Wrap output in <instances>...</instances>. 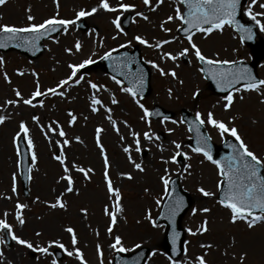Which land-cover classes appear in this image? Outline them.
Here are the masks:
<instances>
[{"label": "rangeland", "instance_id": "374dc122", "mask_svg": "<svg viewBox=\"0 0 264 264\" xmlns=\"http://www.w3.org/2000/svg\"><path fill=\"white\" fill-rule=\"evenodd\" d=\"M58 2L57 9L54 0H6L5 4L0 5V24L25 27L29 24V14L35 17L31 23H41L57 13L59 19L72 20L75 19V13L81 9L90 10L99 4V0ZM120 2L135 5V8L123 12L122 15V10H98L90 16L82 17L69 26L67 33L62 29L58 36L46 41L44 51L36 59H30L15 51L0 52V57L4 60L3 65H0V115L6 117L5 121L0 123V219H6L15 235L30 241L34 248H49V254H42L17 244L11 237V244L8 246L5 242L7 230H0L4 235V240L0 243V253L3 254L0 256V264H52L53 259L57 264H80L75 255L70 257L63 249L61 250L64 256L61 260L54 256V250L58 247L51 244L52 241L58 240L68 251H74L71 235L65 231L68 227L74 229L78 241L75 247L81 250L87 264H101V259L103 264H113L116 252L110 245L114 243L116 236L121 237L123 247L128 249L123 253L133 252L143 246L150 248L144 264H171L165 245L166 226L156 221L166 195L160 179L166 175L165 169L167 177L170 180L175 176L179 177L183 189L192 196L191 206L181 221L184 229L183 253L174 260L179 264H195L196 257L204 256L207 264H264V222H259L252 228L244 221L231 222L230 211L218 203L217 182L220 177L216 168L203 155L190 149L188 143L191 134L180 114L181 109L186 108L194 115L201 113V118L206 119L207 113L211 111L217 120L224 121L229 127H236L250 150L264 157V102H261L264 95L241 91L232 106L225 111L222 97L209 91L207 81L200 71L201 65L195 59L185 36L177 32L180 22L174 19L164 23V27L170 29V32H165L160 27L167 16L175 15L177 0H163V3L156 6L155 11L150 10L155 6V0H152L150 6H145L142 0H109L111 6ZM249 3L250 0L248 5ZM258 3H264V0H258ZM179 7L183 11L182 4ZM137 11L143 12L148 19L136 17ZM260 11L258 6L252 7L253 13ZM117 15L121 16V21L125 16L131 15L130 26H122L127 35L118 34L111 23ZM257 18L264 24V17ZM81 20L86 22L85 31L77 27ZM137 35L152 45L162 40H171L172 37L176 39L156 49L134 40L133 37ZM261 36H264V32H261ZM77 40L82 45L79 52L73 48ZM193 42L205 56L214 59L249 60L251 55L249 49L226 28L223 31H213L207 36L196 33L193 35ZM120 45H125L128 49L138 45L152 73L151 94L143 99H136L148 110L159 104L175 111L174 119L153 120L148 117L142 120L143 111L136 100L120 90L127 86L117 84L105 73L103 66H93L85 73L81 69L78 76L83 75L84 79L78 85L69 82L63 97L52 94L37 97L33 102L42 100V107L38 103L36 107H30L22 101L16 105H6L8 100L20 101V98L15 96L14 89L19 90L22 97L27 99L36 90L38 82L40 90L45 92L56 87L59 81L70 74L69 64H78L89 58L98 61L105 52L117 50ZM185 47L189 48L187 60H183L184 56L178 57L176 61L160 58L163 52L176 55ZM65 48H73V53H67ZM149 61H154L166 72L174 70L176 78L161 76ZM258 72L264 80V60L260 63ZM5 73L10 82L5 81ZM89 81L103 87L93 89ZM261 92L264 93V88ZM94 96L102 102V106L96 105V112L91 110V100ZM113 97L117 101L116 104L112 103ZM69 112L76 117L72 123H69ZM109 115L116 122L115 128L108 119ZM33 116L38 117V122L33 121ZM21 121L29 129L28 136L33 143L31 151L36 155L35 164L31 163L28 196L24 195L19 171V137H16V134L20 131ZM53 121L63 129L65 137H60L58 132H48L49 124L56 127ZM205 125L215 141L220 142L229 136L226 134L222 137L211 125ZM97 128L102 129L100 143L109 161V178L121 195L119 203L122 211L117 213V222L110 234L107 229L111 221L105 214V208L113 210L116 202L107 191L104 158L96 143ZM145 132L152 136L151 140L144 138ZM133 133L138 134L140 152L136 151L137 137L133 136ZM159 133L164 134L162 140L158 138ZM76 137H79V140ZM64 139L70 143L63 145ZM58 140L61 141L60 145L56 144ZM173 142L180 144L181 148L177 150ZM61 147L66 157L65 165L69 168L68 175L73 180L72 192L64 191L67 183L61 179L65 175L64 166L54 159L55 155H60ZM125 147L129 148V152H124ZM177 151L184 157L183 165L178 163L179 155L175 163L170 160ZM133 161L140 163L143 171L137 170ZM186 165H190L187 170ZM77 168L92 171L88 173V178H85ZM14 174L15 192L12 191ZM127 174L131 175V179ZM199 188H204L214 195L205 197L198 191ZM58 196L66 207H49ZM158 199L161 201L159 205L156 203ZM17 202L26 205L22 210L25 221L23 225L16 219ZM193 208L197 209L195 214L192 212ZM202 208H208L210 211L201 212ZM82 209L85 211H81ZM149 214L151 220L148 219ZM204 220L208 222V231L194 236L187 231L191 229L195 232ZM152 221L159 227H153ZM201 244L211 247L202 248ZM97 245L102 257L97 251ZM136 245L139 247H135ZM10 252H14V255L8 256ZM241 256L244 257L243 260Z\"/></svg>", "mask_w": 264, "mask_h": 264}, {"label": "snow or ice", "instance_id": "6c2138e0", "mask_svg": "<svg viewBox=\"0 0 264 264\" xmlns=\"http://www.w3.org/2000/svg\"><path fill=\"white\" fill-rule=\"evenodd\" d=\"M143 4L145 6H150L152 3V0H142ZM6 3V0H0V5H3ZM54 3H56L57 9L59 8V2L58 0H54ZM161 3H163V0H155V6L151 7L150 10L155 11L156 6H159ZM241 3V0H177V7L175 8V15H169L166 18V21L161 22V29L165 32H170L171 30L164 27V23L173 21L174 19L180 22V25H183V33L185 34V38L187 40L188 45L190 46L195 59L202 64L208 65V68H201V72H205L211 79L216 81L217 87L221 89V91H224L225 89H229L227 91V94L224 95L221 99L224 101L223 108L225 111H227L234 102V96L233 93H240L241 91L244 92H258L261 93V95H264V93L261 92V89L264 88V80L257 79L255 76H253L251 70L247 68V66L240 65L236 61L231 60H219V59H211L206 57L202 52L201 49L193 42V35L195 32L202 33L204 36L209 35L213 31H223L225 26H235L241 33L247 34L241 36V40L243 41L245 38L251 40L252 39V28L247 27L245 25L240 24L237 19V10ZM183 4L186 7V11L182 12L179 5ZM258 6L261 11L253 13L252 7ZM135 8V5L128 4V3H118L116 6H111L109 3V0H99V4L96 7L91 8L90 10H84L81 9L80 11L75 13V19L68 20V19H59L58 13L56 16H52L48 19L43 20L41 23H31L35 19L34 16L28 15L27 20L29 21V24L25 27H16L13 25H7V24H0V48H6L9 43L15 42V46L25 47L28 49L36 48L37 47V41H39L42 37L49 36L50 32H56L61 26H63V32L67 33L68 28L70 25H73L76 23L77 20L81 19L82 17L90 16L94 13H96L98 10H104L106 12H117L118 10H122L121 15L123 12H128ZM30 11V9H29ZM246 16H249L251 20L255 22L256 25L259 26L260 31L264 32V24L261 23V19H258L257 17H264V3H258V0H250V3L248 5L247 10L244 13ZM136 17H140L144 20H147L148 17L144 15L143 12L137 11L135 12ZM126 22V21H125ZM111 23L115 26L117 33H124V29L122 28V21L121 16L117 15L115 19L111 21ZM179 27V25H178ZM24 33H30L31 35H22ZM127 35V33H124ZM115 38V37H114ZM134 40L139 42L140 44L146 45L147 47H154L156 49L162 48L163 45L169 44L172 42V40H175L176 37H172L171 40H162L160 42H157L156 44L152 45L149 44V42L142 38L141 36L137 35L133 37ZM58 42V41H54ZM131 43V41H129ZM120 47H125V45H120ZM74 50L76 52H79L82 48L81 42L77 40L73 46ZM73 48H65V51L69 54L73 53ZM116 51L115 49H111L108 52H105L103 55V59H113L111 53ZM189 53V48L185 47L181 51H179L176 55H173L171 52H163L161 55V59H167L176 61L178 57H183ZM118 61V65L122 66V68H127L128 64H130L132 61L130 58L125 56L123 59L116 58ZM4 60L2 57H0V65H3ZM94 63L92 59H86L78 64H69L68 68L71 70L70 74L63 80L59 81V83L54 88H49L45 92H42L39 88V83L37 82L36 90L31 94V96L27 99H24L22 97V94L19 90L14 89L15 96L20 98V101L18 100H8L6 101V105H16L17 103L21 102L24 105L30 106V107H36L37 103L39 106H43V101H37V103H34L33 101L36 100L37 97L44 96L46 94H52V95H59L63 97L65 95V88L66 86H69V82H71L74 85H78L81 83V81L84 79L83 75H79L81 69H84L87 65ZM148 63L151 64V66L156 69L161 76H171L173 79L176 78L177 74L174 70L165 71L163 68H161L157 63L154 61H149ZM227 66V67H224ZM21 75L23 73H20ZM122 75H124L126 78H134L136 80V83L143 85V75L142 73H131V72H121ZM35 75V73H33ZM4 79L7 82L9 81V78L7 76V73L4 74ZM113 80L117 84H121L122 82L120 80H116L115 77H113ZM90 84V87L93 89L102 88L103 85L97 86L95 83H92L91 81L88 82ZM129 83H132V79H129ZM180 83H183V81H180ZM235 85H239V87H234ZM57 89H61L60 91H57ZM122 92L128 93L130 96L133 97L134 100H136V103L138 106L142 109L143 115L141 116L142 120H146L149 116L153 115L147 108L144 107L142 103L139 102V100L136 99L137 97V89H134L133 87H122L120 89ZM169 95H171V89L168 90ZM195 96L196 93H193ZM241 99L243 97L241 96ZM261 102H264L262 100ZM112 103L116 104L117 101L113 97ZM92 108L91 110L93 112L98 111V108L96 105H101L102 102L95 98V96L91 100ZM106 111L110 112V109H106ZM68 115L70 116L69 123H72L76 120V117L69 112ZM156 115H159V113H156ZM6 117L4 115H0V123H3L5 121ZM33 121L38 122V117L33 116ZM108 119L112 121L113 127H116V122L112 120L111 115L108 116ZM164 119H167L165 117ZM196 121L199 123V125H204L207 123L208 125H211L213 128H215L218 133L223 137L226 134L235 138L236 143L229 144L228 146L232 149V151L223 157L222 160L213 159V156L211 155V152L208 147V137H204L203 139L197 138V146L192 148V151L194 153L202 154L203 157L210 161L213 165H215L216 169L218 170V175L220 179L217 182V190L220 192V198L218 199V203L224 207L227 208L230 211V220L232 223H236L239 221H244L247 223V226L249 228H252L259 222H264V174H262V170H264V157L258 156L256 153H254L248 145L244 142L242 137L240 136L238 130L236 127H229L228 124H226L222 120H217L214 117V114L209 111L207 113L206 119L201 118V113L197 112L195 116ZM53 124H56L55 121L52 122ZM175 123V122H174ZM20 131L17 132L16 137H20L21 133H23L24 139L27 140L28 148L31 150L33 147V143L31 138L28 136L29 129L25 125L23 121H21L19 125ZM48 132L57 133L60 137H65L66 133L63 131L62 128L59 127L58 124H56V127H52V124H49L47 126ZM43 130V129H42ZM118 131V129H116ZM102 129L97 128L96 129V143L97 146L100 149V154L104 158V179L107 184V191L111 194V197L115 198V207L113 210H109L107 207L105 208V214L110 217V225L107 229L109 234L112 232V227L117 222V213L121 212L122 209L120 207V191L118 188H114L111 179L108 175V168H109V161L107 156L104 153V148L100 143V133ZM47 135V133H46ZM144 138L147 140H151L152 136L149 135L148 132H145ZM133 136H136V151L140 152V141L138 139V134L133 133ZM77 140H79V137H76ZM63 145H68L70 142L67 139L63 140ZM175 148L179 150L181 148V145L178 143H175ZM57 145L61 144V141H56ZM124 152H129V148L125 147ZM179 151L176 152V154L172 155L170 157V160L175 163L177 159V155H181ZM64 157L63 149L61 147L60 155H55L54 159L60 162L62 166H64V173L65 175L61 177V179L65 180L66 187L64 189L65 192H72L73 191V180L69 173V168L65 165V159ZM129 160L131 161V157L129 156ZM32 162L35 164L36 162V155L35 153L32 154ZM134 167L139 170L143 171V167L140 163H135ZM164 163H168V161H164ZM190 167V165L185 166V170H187ZM77 171L83 173L85 175V178H88V173L91 172V169L85 170L84 168H77ZM165 176H162L160 179L163 182L165 192L168 194V196H172L173 194L168 191V186L170 184V179L167 177V169H165ZM128 178L131 179V175L127 174ZM226 185V186H225ZM12 191L15 192V174L13 175V188ZM198 191L205 197H212L214 193L209 192L205 190L204 188H199ZM63 195V193H61ZM157 205L161 203V201L158 199L156 201ZM183 206V199L181 197H174L172 200L169 201V203L165 206L166 212H162L161 215H167L169 219L173 218L177 212L180 211V209ZM26 207V205L21 204L17 202L16 204V219L20 225H23L25 223L22 215V210ZM51 208H65L66 205L62 202L60 196H58L54 203H51L49 205ZM81 211H85L82 209ZM197 211L196 208L192 209L193 214H195ZM201 212L207 213L210 211L208 208H202L200 209ZM5 216H7V213H5ZM148 219L151 220V216L149 214ZM153 227H159L158 224L155 223V221H152ZM207 220H204L200 227L197 228L195 232H193L191 229H188L187 231L191 235H197L198 233H203L208 231L207 227ZM0 230H7V236H10L12 240H14L17 244L25 246L28 249H34L35 251L42 253V254H49V248L48 247H40L36 246L34 248V245L25 239H22L21 237L15 235L13 232L12 226L7 222L6 219H0ZM66 232H68L71 235V244L73 245L74 251H68L65 248V245L57 241H52L51 244L55 245L56 247L63 249L68 256L75 255L76 258L80 261V264H87V262L83 258V253L78 247H75L78 243L77 237L75 234V231L73 228L68 227L65 229ZM37 235H40V233H37ZM98 235V233H97ZM179 236V233L174 232L172 235V243H173V251L175 252V244L176 240ZM4 240L3 232L0 231V243H2ZM187 242H185L186 244ZM110 247L115 252H126L128 249L124 248L121 243V237L116 236L114 243L110 245ZM135 247H139V245H136ZM202 248H208L211 247V245H204L201 244ZM97 251L102 257V252H100V247L97 245ZM187 249L185 248V253ZM3 254L0 253V256ZM243 256H241V260H243ZM169 260L171 261V264H179L178 261L172 259V257H169ZM52 264H57V261L55 259L52 260ZM101 264H103V261L101 259ZM195 264H207L204 256H198L195 259Z\"/></svg>", "mask_w": 264, "mask_h": 264}, {"label": "water", "instance_id": "95a60500", "mask_svg": "<svg viewBox=\"0 0 264 264\" xmlns=\"http://www.w3.org/2000/svg\"><path fill=\"white\" fill-rule=\"evenodd\" d=\"M244 1L245 0H241V3H240L238 10H237L236 19L240 24H242V21H240L241 20L240 19V7ZM125 21H124V23L126 25H128L129 19H127ZM250 28H253V26L251 25ZM182 29L183 28H181L180 31L183 33ZM59 30H60V28L56 32H50L49 36L42 37L39 41H37L38 50L36 48H32V49H28L25 47L18 48L15 46V42L9 43L6 48H0V49L4 50V51L15 49V50H19L22 53L27 54L28 56H30L32 58H36L44 50V46L42 45L43 40L49 38L52 34H57L59 32ZM22 35H31V34L27 33V34H22ZM242 35L246 36L247 34L243 33ZM254 37H255V33H252V39L251 40L246 39V38L244 39L245 42H248L250 44V46L254 48L253 52H254L255 60H254V62H252L250 64V70H251L253 76H255L254 70L256 68L257 63L263 57L262 48L264 46V41L259 42V43H255ZM111 55H112L113 59H103L102 58L101 61H99L97 64H103L105 70L108 73H110L111 75L123 80L128 85H130V87L137 89V93H139L141 96H144V95H147L148 93H150V71L147 68L145 62L142 60L141 55H140V51L138 50V48L135 47L133 51L121 49L119 52L113 53ZM125 56L130 58L132 62L130 64H128L127 68H122V66L118 65V61L116 60V58L123 59ZM122 71L123 72L137 73V74L142 73L143 85L141 86L140 84L136 83V80L134 78H131V77L126 78L124 75L121 74ZM129 79H132L131 84L129 83ZM209 79H210V81H212V79L210 77H209ZM211 88L214 89L215 85H211ZM227 90H229V89H227ZM157 110H159L158 107L154 109L153 114ZM155 116L156 117H158V116L173 117L174 113L171 111L161 109L159 115L155 114ZM183 117H184V120L189 124L191 131L194 133V147H196L197 146V138L199 137V138L203 139L204 137H208V135L206 134L202 125H199V123L196 121V119L194 117H192V115L190 113L186 112V110H183ZM211 144L212 143L208 139V147H209V150L211 152V155L213 156V159L222 160L223 157H225L226 155H228L231 152L229 150L228 151L225 150L224 147H223V149H220V148H217L215 146H212ZM20 149H21L22 181H23L24 189L26 191L27 186H28V181H29L30 152H29V149L25 143L24 138H21V140H20ZM262 174H263V170H262ZM170 192L173 195L171 197L170 196L167 197V200L163 206L162 212H166L165 206L174 197H181L183 199V206L180 209V211L177 212V214L173 218L169 219L167 215H161L160 220L164 221L168 227L167 245H168L170 251L172 250V254L177 255L180 252V245H181V240L183 237V231L181 230L179 223H180V219H181L183 213L185 212V210L190 205L191 198L189 195H187L186 193H184V191L181 190V187L178 183L177 178H175L173 180V182L171 183ZM174 232L179 233V236H178V238L176 240V244H175V248H176L175 252L173 251V243H172V235ZM148 252H149V249L146 247H143L139 251H137L133 254H130V255L117 253L115 256V263L114 264H143L145 259H146ZM56 255L58 257H62V252L60 250H56Z\"/></svg>", "mask_w": 264, "mask_h": 264}, {"label": "bare ground", "instance_id": "6f19581e", "mask_svg": "<svg viewBox=\"0 0 264 264\" xmlns=\"http://www.w3.org/2000/svg\"><path fill=\"white\" fill-rule=\"evenodd\" d=\"M14 255V252H10L9 254H8V256H13Z\"/></svg>", "mask_w": 264, "mask_h": 264}]
</instances>
